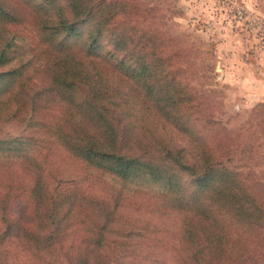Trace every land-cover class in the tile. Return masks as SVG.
Segmentation results:
<instances>
[{
    "label": "trees",
    "instance_id": "16d2710c",
    "mask_svg": "<svg viewBox=\"0 0 264 264\" xmlns=\"http://www.w3.org/2000/svg\"><path fill=\"white\" fill-rule=\"evenodd\" d=\"M156 10L0 0V123L25 131L0 134V264H264V102L225 128ZM125 209L177 216L178 247H142Z\"/></svg>",
    "mask_w": 264,
    "mask_h": 264
},
{
    "label": "rangeland",
    "instance_id": "374dc122",
    "mask_svg": "<svg viewBox=\"0 0 264 264\" xmlns=\"http://www.w3.org/2000/svg\"><path fill=\"white\" fill-rule=\"evenodd\" d=\"M141 1L158 7L153 14L158 30L178 50L186 81L213 100V117L227 129H244L252 109L264 102V0ZM11 27L29 41L34 37L33 30L22 25ZM253 124L264 141L263 119ZM167 129L179 145L186 143L175 128ZM24 132L17 122L0 123V134ZM259 149L262 157L252 165L264 188V146ZM123 212L135 224L142 247H178L177 216Z\"/></svg>",
    "mask_w": 264,
    "mask_h": 264
}]
</instances>
